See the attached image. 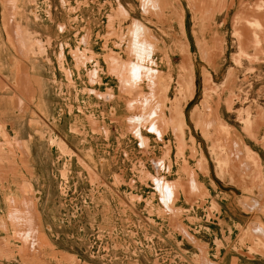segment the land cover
<instances>
[{"label":"rangeland","instance_id":"374dc122","mask_svg":"<svg viewBox=\"0 0 264 264\" xmlns=\"http://www.w3.org/2000/svg\"><path fill=\"white\" fill-rule=\"evenodd\" d=\"M0 264H264V0H0Z\"/></svg>","mask_w":264,"mask_h":264}]
</instances>
